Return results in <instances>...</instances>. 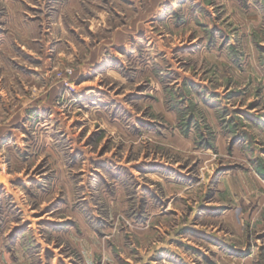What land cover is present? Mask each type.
<instances>
[{
	"label": "rangeland",
	"instance_id": "rangeland-1",
	"mask_svg": "<svg viewBox=\"0 0 264 264\" xmlns=\"http://www.w3.org/2000/svg\"><path fill=\"white\" fill-rule=\"evenodd\" d=\"M255 189L264 0H0V264H239Z\"/></svg>",
	"mask_w": 264,
	"mask_h": 264
},
{
	"label": "crops",
	"instance_id": "crops-1",
	"mask_svg": "<svg viewBox=\"0 0 264 264\" xmlns=\"http://www.w3.org/2000/svg\"><path fill=\"white\" fill-rule=\"evenodd\" d=\"M258 190L250 192L232 209L230 217L236 229V236L243 234L244 226L256 233L264 230V190ZM260 247L262 252L259 251ZM234 254L235 256L230 257V260H235L239 264H264V239L258 244L254 242L247 254L235 252Z\"/></svg>",
	"mask_w": 264,
	"mask_h": 264
}]
</instances>
